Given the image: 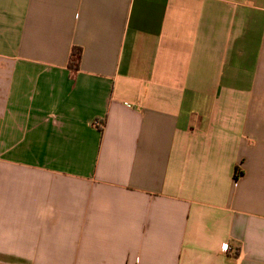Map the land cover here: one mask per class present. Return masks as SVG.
<instances>
[{
    "label": "crops",
    "instance_id": "1",
    "mask_svg": "<svg viewBox=\"0 0 264 264\" xmlns=\"http://www.w3.org/2000/svg\"><path fill=\"white\" fill-rule=\"evenodd\" d=\"M0 264H264V0H0Z\"/></svg>",
    "mask_w": 264,
    "mask_h": 264
},
{
    "label": "trees",
    "instance_id": "2",
    "mask_svg": "<svg viewBox=\"0 0 264 264\" xmlns=\"http://www.w3.org/2000/svg\"><path fill=\"white\" fill-rule=\"evenodd\" d=\"M80 49L76 48L73 50L72 52V57H74V62L72 61L70 63V67L74 68V69H77L78 66H79V59H80Z\"/></svg>",
    "mask_w": 264,
    "mask_h": 264
},
{
    "label": "built area",
    "instance_id": "3",
    "mask_svg": "<svg viewBox=\"0 0 264 264\" xmlns=\"http://www.w3.org/2000/svg\"><path fill=\"white\" fill-rule=\"evenodd\" d=\"M222 249H223L224 251H227V250H228V245H227V244L223 245V246H222Z\"/></svg>",
    "mask_w": 264,
    "mask_h": 264
}]
</instances>
